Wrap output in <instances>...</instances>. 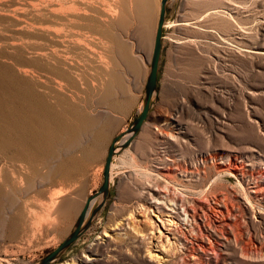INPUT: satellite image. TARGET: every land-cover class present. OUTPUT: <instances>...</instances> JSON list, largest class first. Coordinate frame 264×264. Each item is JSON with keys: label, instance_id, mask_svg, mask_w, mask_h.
<instances>
[{"label": "rangeland", "instance_id": "obj_1", "mask_svg": "<svg viewBox=\"0 0 264 264\" xmlns=\"http://www.w3.org/2000/svg\"><path fill=\"white\" fill-rule=\"evenodd\" d=\"M114 3L129 8L0 0V101L10 94L2 81L20 77L63 124L78 129L66 113L75 105L94 119L44 164L0 151V264H36L62 240L141 107L159 0L147 38L132 18L122 30L107 21ZM164 9L148 115L113 159L99 213L53 264H264V0H167ZM108 85L110 103L98 97ZM62 200L75 209L61 212Z\"/></svg>", "mask_w": 264, "mask_h": 264}, {"label": "bare ground", "instance_id": "obj_2", "mask_svg": "<svg viewBox=\"0 0 264 264\" xmlns=\"http://www.w3.org/2000/svg\"><path fill=\"white\" fill-rule=\"evenodd\" d=\"M127 1H129L128 9L124 8L121 10L116 3L111 4V12L105 16L107 21L122 30L128 27L130 18H132L137 22L141 36L147 38V33L150 32L149 29H151L154 21V0ZM117 11H120L119 15H117ZM114 41L122 61L133 67L125 45L120 43L117 38H114ZM2 82L9 88L10 94L7 98L0 101L1 121L8 125L7 128H0L1 154L5 156H14L18 153L25 154L29 156L32 162L38 163L41 161L44 164L45 159L53 158L60 148H63L65 152L69 151L78 144L77 140L80 135L91 130L90 128L94 123V119L85 114L81 107L75 105L66 109V113L79 122L78 129H76L74 126L63 124L61 113L57 114L53 112L45 99L38 93L35 94L33 85L23 78L15 77L13 80H3ZM115 82L117 87L121 85L118 80ZM113 88V85L106 86L103 91L98 93V97L104 100L108 99L106 102L110 103L111 101L109 100L112 95L111 93H113ZM98 97L97 99H99ZM98 103L100 104V102ZM92 155L93 153L87 156ZM66 163L67 160H64L62 167H65ZM45 166L48 167V173L52 177L56 169L49 163H46ZM80 191H77L76 196L79 195ZM165 195L166 193L162 194L159 198L162 203L164 202L162 199L169 198ZM158 202L160 203V201ZM93 203L94 200L89 203L88 210L92 207ZM171 205L174 207V203ZM74 207H76L75 200H62L58 209L61 212H65V210L75 209ZM105 235L106 233H104Z\"/></svg>", "mask_w": 264, "mask_h": 264}, {"label": "water", "instance_id": "obj_3", "mask_svg": "<svg viewBox=\"0 0 264 264\" xmlns=\"http://www.w3.org/2000/svg\"><path fill=\"white\" fill-rule=\"evenodd\" d=\"M166 1L167 0H159L151 53L147 62L148 68L143 81V100L141 107L129 125L125 127L124 130L117 136H115L109 144L102 163L101 181L93 192L85 196L84 201L74 218L72 226L69 228L62 240L54 248L39 258L36 264H53L99 213L109 191L112 161L120 150L128 146L129 142L135 136L148 115L152 99H154L157 89L156 80L158 57L160 51L162 25L164 22V6ZM124 135H126L125 138L121 140ZM92 200H96L97 202L88 210L89 203Z\"/></svg>", "mask_w": 264, "mask_h": 264}]
</instances>
